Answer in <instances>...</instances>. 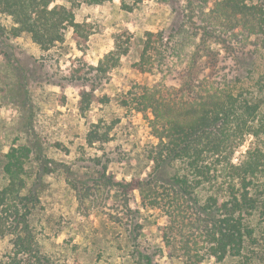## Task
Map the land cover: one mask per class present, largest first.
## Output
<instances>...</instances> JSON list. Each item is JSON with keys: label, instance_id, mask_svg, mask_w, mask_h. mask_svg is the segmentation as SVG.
<instances>
[{"label": "trees", "instance_id": "trees-1", "mask_svg": "<svg viewBox=\"0 0 264 264\" xmlns=\"http://www.w3.org/2000/svg\"><path fill=\"white\" fill-rule=\"evenodd\" d=\"M111 1L0 0V12L10 17L12 35L27 33L48 50L64 42L68 27L78 46L86 44L93 29L89 22L75 20L74 7ZM119 1L124 9L131 8L125 0ZM195 1L200 0H187L189 20ZM209 9L200 10L205 16L191 32L198 35V42L184 64L179 88L134 83L120 95V105L141 113L156 140L145 150L150 167L146 175L117 180L103 164L94 172H82V180L68 182L79 199L112 190L131 215L130 197L137 191L143 207L160 209L165 215L166 223L159 227L162 240L169 255L183 264L228 257L237 259V264L264 263V0H213ZM174 33L186 35L180 27L170 29L166 37L162 31H145L139 58L143 69L161 64ZM129 37L119 42L116 35L113 48L95 65L76 58L66 77L80 86V115H86L93 103L107 100L95 90L128 53ZM216 44L233 60L231 67H222L216 59ZM111 130L98 120L90 124L85 142L104 143ZM31 154L32 149L21 144L4 154L7 182L0 188V237L13 234L15 254L32 249L27 218L28 200L34 195L24 194ZM44 158L42 152V162ZM89 178L94 185L86 183ZM33 264L54 263L37 256Z\"/></svg>", "mask_w": 264, "mask_h": 264}, {"label": "rangeland", "instance_id": "rangeland-1", "mask_svg": "<svg viewBox=\"0 0 264 264\" xmlns=\"http://www.w3.org/2000/svg\"><path fill=\"white\" fill-rule=\"evenodd\" d=\"M125 2L130 9H124L119 0L75 6V20L89 22L93 29L87 43L78 46L68 27L64 42L48 50H42L27 33L12 35L10 17L0 12V188L7 182L4 154L11 146L26 145L32 154L24 194L29 197L32 191L34 195L28 200L27 218L31 252L15 254L13 234H5L0 237V264H33L37 256L54 264H183L169 255L162 240L159 227L166 223L165 215L160 209L143 207L137 191L130 197L131 215L112 190L79 199L68 182L82 180V172H94L103 164L117 180L146 175L150 167L145 150L156 140L141 113L120 105V95L134 83L179 88L184 64L198 42V35L191 32L205 16L200 10L208 12L213 0L195 1L191 20L186 16L187 0ZM176 27L186 35L174 33L161 64L150 71L143 69L139 58L145 31H162L166 37ZM116 35L119 42L130 35L129 51L95 90L107 100L93 103L82 116L77 108L80 86L66 76L77 64L76 58L95 65L113 48ZM214 46L220 65L231 67L233 60L223 47ZM98 120L112 130L104 143L88 145L85 135ZM247 143L237 149L234 161ZM86 183L94 185L90 178ZM139 255L150 260L142 261ZM201 264H237V259L211 258Z\"/></svg>", "mask_w": 264, "mask_h": 264}]
</instances>
